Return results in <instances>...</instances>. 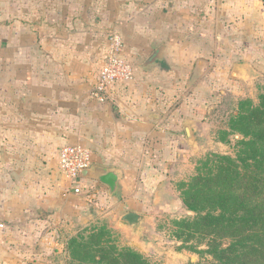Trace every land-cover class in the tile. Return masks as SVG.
<instances>
[{
  "label": "crops",
  "instance_id": "0c3cea01",
  "mask_svg": "<svg viewBox=\"0 0 264 264\" xmlns=\"http://www.w3.org/2000/svg\"><path fill=\"white\" fill-rule=\"evenodd\" d=\"M171 2L177 4V0ZM180 3L187 18L174 27L182 34L156 33L150 37L161 44L162 58L146 65L156 48L141 65L142 70L135 67V79L117 85L105 101L93 94L99 64L96 69L82 56L69 62L71 55L65 61L55 58L52 67L22 70L18 84L6 83V93L0 95V264H9L6 246L12 235L20 234L28 247L33 238L45 241V224L55 220L48 209L58 203L60 187L73 189L72 180L59 165L64 145L82 144L90 149L93 163L122 171L113 195L109 186L92 177L78 178L74 184L82 188L99 181L108 187L111 198L122 187L126 191L169 189L194 174L204 139L220 142L211 128L214 122L210 114L215 103L222 102V93L235 92L238 102L247 98L255 101L244 96L245 89L264 76V57H251L250 47L245 45L236 50V36L225 35L224 29H236L238 24L244 29L254 24L257 27L264 0ZM196 12L194 20L189 14ZM68 25L75 32H69L68 51L84 52L87 39L79 37L86 35L87 28L81 33L75 31L79 24ZM78 43L84 44L78 47L82 49L73 50L71 46ZM55 54L60 58L61 53ZM177 58L186 68L196 61L195 70L192 66L182 75L176 68L168 69L165 61ZM194 71L202 73V80L189 91L185 86ZM163 80L166 84L160 85ZM187 126L193 132L191 139ZM164 195L155 194V198ZM143 196L130 199L145 204L146 194ZM130 246L142 254L146 247L137 243Z\"/></svg>",
  "mask_w": 264,
  "mask_h": 264
},
{
  "label": "rangeland",
  "instance_id": "374dc122",
  "mask_svg": "<svg viewBox=\"0 0 264 264\" xmlns=\"http://www.w3.org/2000/svg\"><path fill=\"white\" fill-rule=\"evenodd\" d=\"M180 2L181 0H177V4L171 0H0V95L6 93V83L13 86L18 84L22 70L52 67L57 61L55 58L65 61L71 55L67 60L69 62L82 56L83 60L88 59L95 64L93 67L96 69L99 64L100 72L108 60L115 35L122 39L121 57L131 62L136 70H142L141 65L146 58L161 46L152 42L150 37L156 33H169L178 37L182 34L179 27H174L187 18V12ZM189 16L197 20L198 13H190ZM259 17L257 27L254 24L244 29L238 24L236 29H224L225 35L236 36V50L244 45L250 47L251 57H264V13ZM86 22L87 26L84 25ZM69 23L79 24L80 29L75 31L81 33L87 28L86 35L79 37L81 41L87 39L84 52L79 51L82 48L78 50L83 43L71 46L79 52L70 54L68 51L69 32L75 33L70 29ZM55 53H61L60 58ZM165 64L171 71L178 69L182 75L189 72L190 67L193 66V70L196 67V61L193 60L186 68L187 65L179 58L175 61L168 59ZM200 73L194 71L185 88L188 87L189 91L194 89L202 80ZM261 77L245 89L247 95L244 96H252L255 103L259 102V96L264 91V76ZM168 79L169 77L166 80ZM159 84L166 83L163 80ZM236 96L233 91L222 93V102H216L210 114L214 122L211 128L215 130L217 138L220 137L219 131L226 128L230 113L237 108ZM230 138L228 143L220 140L219 143H214L204 139L196 169L199 162L211 153L234 155L235 136ZM179 182L172 184L169 189L160 187L154 191H146L144 188L126 191L122 187L114 198L110 197L108 187L99 181H92V187L88 185L84 188L73 183L74 190L60 187L58 203L55 202L48 209V213L55 215V220L45 224V241L33 238L29 240L28 247L20 234L12 235V246H6L9 264H94L91 261H75L68 249V242L74 236L87 235L102 228L111 231L112 238L120 247H131L133 243L145 245L143 255L155 264H198L209 261L212 259L210 254L185 247L197 244L196 239L187 244L173 235L174 220L195 215L182 202ZM75 187H81V191L76 192ZM161 193L165 194L163 198H155V194L159 196ZM144 194L145 204H136L130 199L136 195L144 197ZM134 210L148 216L141 235H133L131 231L124 229L127 227L120 225L121 215ZM199 248L206 249V242H202Z\"/></svg>",
  "mask_w": 264,
  "mask_h": 264
},
{
  "label": "trees",
  "instance_id": "16d2710c",
  "mask_svg": "<svg viewBox=\"0 0 264 264\" xmlns=\"http://www.w3.org/2000/svg\"><path fill=\"white\" fill-rule=\"evenodd\" d=\"M218 139L236 152L211 153L196 173L178 183L184 206L193 217L173 221V235L186 248L208 253L198 264H264V93L259 102L241 99ZM238 136V137H237ZM206 242L207 248L200 249ZM75 261L94 264H155L132 247H120L110 230H93L70 239Z\"/></svg>",
  "mask_w": 264,
  "mask_h": 264
},
{
  "label": "built area",
  "instance_id": "2783aa9c",
  "mask_svg": "<svg viewBox=\"0 0 264 264\" xmlns=\"http://www.w3.org/2000/svg\"><path fill=\"white\" fill-rule=\"evenodd\" d=\"M112 41V50L105 66L100 70L98 82L93 89L94 96L100 101H105L117 85L126 84L135 79L134 65L121 57V37L115 35ZM92 163L90 149L82 144H66L60 149V169L73 183L81 177V171L89 168ZM75 191L80 192L81 187H75Z\"/></svg>",
  "mask_w": 264,
  "mask_h": 264
},
{
  "label": "water",
  "instance_id": "95a60500",
  "mask_svg": "<svg viewBox=\"0 0 264 264\" xmlns=\"http://www.w3.org/2000/svg\"><path fill=\"white\" fill-rule=\"evenodd\" d=\"M163 49L158 48L152 54L146 65L153 64L156 60L162 58ZM189 138H192V129L187 126ZM82 177H92L109 186L110 194L113 195L119 188V180L122 171L117 167H105L100 164L93 163L89 168L83 169L80 173ZM148 216L139 212L129 211L121 215L120 225L127 227L133 235H141L144 229V223L147 221Z\"/></svg>",
  "mask_w": 264,
  "mask_h": 264
}]
</instances>
